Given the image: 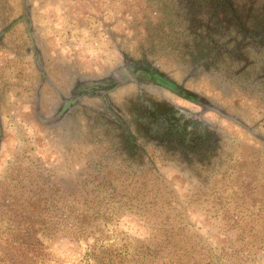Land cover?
<instances>
[{
  "label": "rangeland",
  "instance_id": "rangeland-1",
  "mask_svg": "<svg viewBox=\"0 0 264 264\" xmlns=\"http://www.w3.org/2000/svg\"><path fill=\"white\" fill-rule=\"evenodd\" d=\"M147 1L27 0L49 77L64 90L69 67L99 77L122 61L120 48L140 57L149 26L137 25L150 13ZM22 13L21 0H0V31ZM29 47L23 25L0 46V264L15 252L10 222L27 218L47 225L34 264H264L263 143L207 114L226 134L230 158L203 185L155 150L144 164L116 153L93 134L88 117L77 137L48 128L34 112L40 75ZM170 55L164 48L157 64L178 76ZM193 87L264 132V112L233 104L237 94L220 93L208 79ZM41 95L48 116L58 98L47 86Z\"/></svg>",
  "mask_w": 264,
  "mask_h": 264
},
{
  "label": "flooded vegetation",
  "instance_id": "flooded-vegetation-1",
  "mask_svg": "<svg viewBox=\"0 0 264 264\" xmlns=\"http://www.w3.org/2000/svg\"><path fill=\"white\" fill-rule=\"evenodd\" d=\"M21 3L22 16L1 29L0 46L9 32L24 26L30 42L26 53L33 56L40 75L35 88L34 112L36 119L46 127H64L77 137L83 126L82 119L88 117L93 123L90 127L93 134L116 147V153L144 164L149 159L148 150H155L203 185L230 158L226 134L205 118L207 114L213 113L235 123L264 144L261 124L249 123L239 111L231 112L229 103L214 102L208 92L206 96L205 90L201 92L193 87L208 79L219 86L220 93L237 94L232 97L233 104L238 107L245 104L249 112L263 113L264 71L256 72L261 65L251 57L252 69L244 70L245 66L229 69L226 64L218 66L205 55L195 56L188 47L187 53L180 48V56L178 34L157 17L159 6H170L171 0L154 1L155 9L153 3L147 1L150 13L148 16L142 13L146 21L137 25L143 31L149 26V34L144 35L139 46L140 57L120 48L122 61L99 77L84 76L78 69L69 67L66 69L69 85L64 90L49 77L35 37L32 9L27 0ZM160 45L167 49L169 56L170 52L174 54L181 67L180 75L175 76L157 64L164 49L162 47L161 51ZM194 48L196 50L198 45ZM45 86L58 98L57 104H48V116L43 114L41 105V91ZM86 99L92 102L88 105ZM253 105L258 109H253ZM1 132L0 120V139Z\"/></svg>",
  "mask_w": 264,
  "mask_h": 264
},
{
  "label": "trees",
  "instance_id": "trees-1",
  "mask_svg": "<svg viewBox=\"0 0 264 264\" xmlns=\"http://www.w3.org/2000/svg\"><path fill=\"white\" fill-rule=\"evenodd\" d=\"M159 14L162 23L178 34L176 50L180 56V48L187 53L188 47L195 56L205 55L218 66L226 64L229 69H241V66H245L244 70L252 69L251 57L264 67V0H171L170 6L163 4ZM261 66L256 72L264 71ZM23 212L28 213L24 209ZM10 223L8 229L12 235L7 243L15 252L2 260L5 264L36 263L42 256L38 253L42 243L38 234L47 227L46 223L30 218ZM111 257L116 263V257ZM159 259L169 257L159 256Z\"/></svg>",
  "mask_w": 264,
  "mask_h": 264
}]
</instances>
